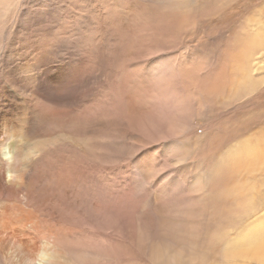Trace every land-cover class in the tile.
<instances>
[{"label":"rangeland","instance_id":"374dc122","mask_svg":"<svg viewBox=\"0 0 264 264\" xmlns=\"http://www.w3.org/2000/svg\"><path fill=\"white\" fill-rule=\"evenodd\" d=\"M23 19L57 39L54 85L90 60L60 104L112 81L128 104L124 125L56 138L95 141L120 189L82 229L79 264H264V0H0V57Z\"/></svg>","mask_w":264,"mask_h":264},{"label":"bare ground","instance_id":"6f19581e","mask_svg":"<svg viewBox=\"0 0 264 264\" xmlns=\"http://www.w3.org/2000/svg\"><path fill=\"white\" fill-rule=\"evenodd\" d=\"M28 25L23 19L0 57V264H79L82 229L105 215L110 194L120 189L113 190L118 180L109 176V153L97 151L93 138L74 142L77 146L57 144L56 138L62 129L78 138L99 124L111 129L115 118L124 125L128 104L117 81L81 106L60 104L90 73V60L75 57L65 67L62 85L61 80L54 85L43 67L54 58L57 39L29 31ZM53 90L57 101L49 94Z\"/></svg>","mask_w":264,"mask_h":264}]
</instances>
